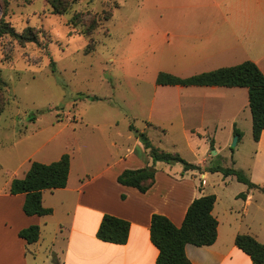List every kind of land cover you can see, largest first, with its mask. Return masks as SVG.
<instances>
[{
  "label": "crops",
  "instance_id": "1",
  "mask_svg": "<svg viewBox=\"0 0 264 264\" xmlns=\"http://www.w3.org/2000/svg\"><path fill=\"white\" fill-rule=\"evenodd\" d=\"M157 2L159 17L145 20L140 30L149 55L157 58L156 65L152 67L156 79L161 71L188 77L245 60L256 62L264 72V0ZM157 86L177 89L180 96L171 105L172 108L184 119L199 118L202 122L200 129L204 132H208L211 127L204 123L213 121L209 119L215 121L220 115L228 120L230 139L235 135V128L242 132L238 117L244 112L246 104L249 105L246 87ZM156 106H160L159 102H156ZM12 130V137L18 141L25 137L26 132L23 136L15 133L18 130L15 124ZM250 136L256 149L255 157L262 156L264 131L259 141L253 139L252 132ZM107 137L109 139L96 137L91 147L84 149L79 146L73 152L65 146L50 153L37 148L26 156L20 164H29L23 169L24 176L33 161L51 163L69 152L71 164L68 183L64 188L43 190V205L53 210L48 215H27L23 210L25 193L12 194L9 186L0 190V264H156L159 250L150 238L152 215H166L176 226H181L191 202L197 197L211 194L207 192L209 174L218 172L205 170L206 145V152L201 154V160L196 163L202 169L183 168L181 174L182 177L188 174L197 180L199 175V182H191L186 187L185 180L178 174V171H182L180 167L166 163L169 167L161 171L159 166L164 162H157L156 181L143 193L137 188L120 184L117 177L124 169L152 165L149 150L136 138L134 148L125 154H116L112 148L117 145L116 140L110 135ZM242 141L243 136L240 138L238 135L237 145ZM49 142L51 139L43 144ZM84 150L91 167L101 166L91 175L79 170ZM256 163L258 158H255V164L248 171H251L252 181L261 185L255 177ZM24 176H18L16 171L7 183ZM243 192H247L246 198L240 197L239 193L222 203V199L215 194L217 199L212 213L218 220L217 239L213 244L204 246L188 243L186 254L192 264H253L250 256L236 245L235 239L237 234L246 233L264 243V217L259 216L258 212L253 218L245 217V213L254 205L259 207V200H263L264 193L249 189L248 186ZM105 214L130 221V234L126 243L106 242L97 237ZM51 218L54 220L52 230L49 229ZM33 224L41 228L40 239L28 243L19 236V231ZM48 253L53 254V259Z\"/></svg>",
  "mask_w": 264,
  "mask_h": 264
},
{
  "label": "rangeland",
  "instance_id": "2",
  "mask_svg": "<svg viewBox=\"0 0 264 264\" xmlns=\"http://www.w3.org/2000/svg\"><path fill=\"white\" fill-rule=\"evenodd\" d=\"M157 1L77 0L66 14H56L48 0H0V22H8L18 32L33 27L39 41L21 43L11 35L0 36V107L4 109L0 114V190L10 187L7 181L16 171L24 176L29 164H20L37 148L50 153L65 146L73 152L79 146L91 147L96 137L109 139L110 135L117 142L112 147L115 153L125 154L137 138L131 126L146 132L154 145L178 152L189 162H199L207 145L205 168H243L252 178L248 170L258 158L255 177L264 186V154L254 155L248 103L238 117L243 141L233 146L237 134L230 139L223 115L219 121L204 123L211 126L204 132L199 118L184 119L172 108L180 96L177 89L157 86L152 71L157 58L149 55L140 35L145 20L159 17ZM13 124L16 134L26 132L22 140L12 137ZM48 139L51 142L44 145ZM85 153L79 170L91 175L101 166L91 167ZM160 164L161 171L169 167ZM175 167L183 169L180 163ZM182 173L178 171L186 187L200 181L199 175L197 180ZM224 177L228 176L210 173L207 186V192L217 194L221 203L247 189L235 177ZM262 199L259 207L254 205L245 213L246 218L255 217L256 212L264 217Z\"/></svg>",
  "mask_w": 264,
  "mask_h": 264
},
{
  "label": "trees",
  "instance_id": "3",
  "mask_svg": "<svg viewBox=\"0 0 264 264\" xmlns=\"http://www.w3.org/2000/svg\"><path fill=\"white\" fill-rule=\"evenodd\" d=\"M77 0H48L56 14H66ZM108 17H106L107 19ZM11 35L21 43L39 42L37 31L33 27H27L23 32H18L8 22H0V36ZM52 71L55 72V62L51 63ZM1 83V76H0ZM157 84L160 85H183V86H238L248 89V101L252 114V135L255 141H259L264 131V72L258 64L252 60L242 63L220 67L212 71L194 74L188 77L161 71L157 75ZM91 99H99L92 96ZM0 107V114L3 112ZM32 115L30 120H35ZM136 137L152 157L153 164L141 168L124 169L117 177V181L125 186L137 188L147 192L156 181L157 162L167 164L180 163L184 170L202 167L189 162L180 153L165 150L154 145L148 134L131 126ZM235 133L241 138V130L235 128ZM71 155L65 152L58 160L51 163L33 161L30 169L22 178H14L11 182L10 193H25L23 210L27 215H48L53 212L52 208L43 205V190L66 187L70 172ZM210 172H221L224 176H235L236 179L245 183L249 189H258L264 193V186L257 184L245 173L244 170L235 167L214 165L206 167ZM246 198L247 192L239 194ZM124 198V195H122ZM215 194L202 195L195 198L189 205L181 226H176L166 215L154 213L151 218L150 238L158 248L159 254L156 264H192L186 254L188 243L204 246L213 244L218 235V220L212 211L216 202ZM130 221L112 215L105 214L97 230V237L106 242L124 244L130 234ZM41 228L37 224L30 225L19 231V236L28 243L37 242L40 239ZM236 245L250 256L253 264H264V243H261L251 234L239 233L235 239Z\"/></svg>",
  "mask_w": 264,
  "mask_h": 264
},
{
  "label": "water",
  "instance_id": "4",
  "mask_svg": "<svg viewBox=\"0 0 264 264\" xmlns=\"http://www.w3.org/2000/svg\"><path fill=\"white\" fill-rule=\"evenodd\" d=\"M238 141V135L235 137V140L233 142V146H235L237 144ZM214 153H217V151H214Z\"/></svg>",
  "mask_w": 264,
  "mask_h": 264
}]
</instances>
